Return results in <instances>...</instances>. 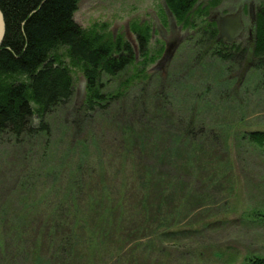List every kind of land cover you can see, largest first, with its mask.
Here are the masks:
<instances>
[{
  "label": "trees",
  "instance_id": "1",
  "mask_svg": "<svg viewBox=\"0 0 264 264\" xmlns=\"http://www.w3.org/2000/svg\"><path fill=\"white\" fill-rule=\"evenodd\" d=\"M79 2L0 0V143L44 139L17 207L0 217V264H205L204 234L226 221L239 180L228 144L264 146L263 130H240V117L229 132L222 115L243 105L239 84L250 75L264 84V0L251 45L221 38L204 0H165L194 31L175 77L150 70L162 55L149 47L150 27L136 54L128 40L82 27ZM75 67L87 77L80 113ZM195 80L200 89L176 93L175 81ZM212 252V264L237 257Z\"/></svg>",
  "mask_w": 264,
  "mask_h": 264
},
{
  "label": "rangeland",
  "instance_id": "2",
  "mask_svg": "<svg viewBox=\"0 0 264 264\" xmlns=\"http://www.w3.org/2000/svg\"><path fill=\"white\" fill-rule=\"evenodd\" d=\"M212 6L222 7L223 12L245 8L248 11L250 0H204ZM79 7L75 14L76 21L82 27L93 29L96 25L107 34L122 37L128 40L135 47L136 54L140 55L138 27H150L152 37L149 47L153 51L162 49V55L150 67L151 71L164 74H172L175 77L191 55L189 36L193 30L185 29L178 23L173 12L166 5L165 0H80ZM248 19V18H246ZM168 25V26H167ZM171 50V51H170ZM169 52V53H168ZM70 63V60L68 59ZM223 65L218 63V72ZM73 76L76 78L75 95L71 107L81 112L86 101L87 77L80 68L75 67ZM221 73V71H220ZM167 74V75H168ZM257 74V73H256ZM159 75V74H157ZM124 73L114 79H106L108 87H117L123 79ZM262 78V77H261ZM263 79V78H262ZM260 77L250 75L244 85H240V92L243 99L242 106H236L233 113L227 111L226 124L229 132L236 128L237 118L245 117L247 124L238 125L240 130L264 131V84ZM220 85L224 82L220 76ZM264 82V79H263ZM176 93L182 97L192 88L200 89L201 83L195 80V84H177L175 81ZM238 88V84L235 85ZM130 95H134L131 93ZM236 94L231 95L230 103L239 100ZM188 98V96H186ZM58 128L63 126V116L55 120ZM60 124V126H59ZM56 128L55 132H60ZM44 139L26 140L24 144L15 140H4L0 143V217L5 216L7 207H17L20 196L23 193V171L25 164H34V160L42 156ZM227 155L237 171L239 180H235V196L228 205L231 209L227 219L220 227L209 230L204 234L205 247L211 252L206 256L205 264L214 263L212 256L215 250L232 252L237 257L232 259L231 264H244L246 255H260L264 257V219L260 218L264 213V146H257L252 143H244L239 139L231 141ZM231 166L228 169L231 170ZM227 170V171H228ZM234 207V208H233ZM203 247V248H205ZM224 259L219 264H225Z\"/></svg>",
  "mask_w": 264,
  "mask_h": 264
},
{
  "label": "flooded vegetation",
  "instance_id": "3",
  "mask_svg": "<svg viewBox=\"0 0 264 264\" xmlns=\"http://www.w3.org/2000/svg\"><path fill=\"white\" fill-rule=\"evenodd\" d=\"M251 1V0H250ZM262 0H252L248 6H249V9L248 11L246 10L245 8V12L248 13V16L244 13V9L243 7L242 8H239V9H236V10H231V11H227V12H223V9L222 7H216V6H212L211 5V9H210V14H209V18L215 20L218 24L219 22V19H220V16L222 14H226V13H232V12H237V11H241L242 12V17H243V20H244V23H245V30L243 31V34L238 37V39H236L235 41L233 42H236V41H242L243 43H246V44H253L255 38H254V34H255V30H256V27H255V22L257 20V16H256V13L257 11H259V8H260V3H261ZM209 4V2H207ZM254 10V16L251 17V10ZM248 18V19H246ZM168 26V25H167ZM224 39V38H223ZM226 42H228L226 39H225ZM233 42H229V43H233Z\"/></svg>",
  "mask_w": 264,
  "mask_h": 264
},
{
  "label": "water",
  "instance_id": "4",
  "mask_svg": "<svg viewBox=\"0 0 264 264\" xmlns=\"http://www.w3.org/2000/svg\"><path fill=\"white\" fill-rule=\"evenodd\" d=\"M253 16H254V10L252 8L251 17ZM245 28L246 27L241 11L226 13L220 16L218 22L219 36L221 38L223 37L228 42H233L236 39H238V37H240L243 34ZM0 33H1V28H0Z\"/></svg>",
  "mask_w": 264,
  "mask_h": 264
},
{
  "label": "bare ground",
  "instance_id": "5",
  "mask_svg": "<svg viewBox=\"0 0 264 264\" xmlns=\"http://www.w3.org/2000/svg\"><path fill=\"white\" fill-rule=\"evenodd\" d=\"M141 29H145V28H144V27H143V28H141V27L138 28L137 31H136V36H137L138 34H141V32H140ZM139 46H140V43H139ZM133 47H134V45H133ZM134 49H135V47H134ZM86 84H87V83H86Z\"/></svg>",
  "mask_w": 264,
  "mask_h": 264
}]
</instances>
